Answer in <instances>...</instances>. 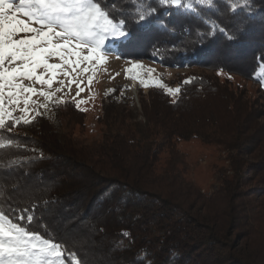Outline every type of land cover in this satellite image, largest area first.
I'll return each instance as SVG.
<instances>
[{
    "label": "trees",
    "instance_id": "obj_1",
    "mask_svg": "<svg viewBox=\"0 0 264 264\" xmlns=\"http://www.w3.org/2000/svg\"><path fill=\"white\" fill-rule=\"evenodd\" d=\"M91 2L127 33L105 49L200 71L139 83V106L115 85L93 136L69 99L55 119H7L0 213L64 264H264V0ZM194 138L228 151L232 172L208 192L178 147Z\"/></svg>",
    "mask_w": 264,
    "mask_h": 264
},
{
    "label": "snow or ice",
    "instance_id": "obj_2",
    "mask_svg": "<svg viewBox=\"0 0 264 264\" xmlns=\"http://www.w3.org/2000/svg\"><path fill=\"white\" fill-rule=\"evenodd\" d=\"M171 3L175 5L180 0ZM109 35L121 37L127 33L91 0H20L19 4L0 0V127L5 125V117L17 124L29 123L25 117L16 120L13 116L15 106L23 104L19 110L28 113L30 101L35 103L32 95L37 89L25 86L23 80L51 87L65 66L75 72L82 64L102 61L100 47ZM51 57L60 63L49 62ZM139 67L132 65V69ZM63 75L70 77L66 69ZM74 82L69 78V84ZM140 83L147 86L143 79ZM77 89L83 91L79 83ZM39 95L52 99V93L43 89ZM61 255L59 244L26 231L0 213V264H52V258Z\"/></svg>",
    "mask_w": 264,
    "mask_h": 264
},
{
    "label": "rangeland",
    "instance_id": "obj_3",
    "mask_svg": "<svg viewBox=\"0 0 264 264\" xmlns=\"http://www.w3.org/2000/svg\"><path fill=\"white\" fill-rule=\"evenodd\" d=\"M13 4H19L20 0H10ZM27 20L26 17H20ZM115 24V23H114ZM117 25V24H116ZM32 26H37L33 24ZM58 30V29H57ZM23 35V34H21ZM28 35H31L29 33ZM121 37L109 35L100 47V55L104 57L102 61H91L88 64H82L80 69L73 72L71 68L65 66V69L70 73V77L63 75L65 69L60 70L57 77L54 79L51 87L48 85H41L34 81L23 80L25 86L31 85L37 89V92L32 95V101L28 105L29 112L23 113L19 109L24 107L23 104L15 106L13 116L16 120L21 117L32 119L42 109L48 117L55 119V113L52 108L53 103L64 99L73 100L76 105L83 110L85 117V128L83 135L93 136L98 133L97 115L100 112L103 99L112 91L115 85H124L121 88L122 97L118 99L121 102L129 103V99H133L139 106L137 87L140 80L143 79L146 85L156 83H170L171 80L184 75L187 79L192 72H199L200 68L187 66H162L159 62L152 59L145 58H122L116 52L118 47L111 50L105 49L106 45L111 46L116 40ZM84 54H87L85 48ZM49 62L60 63V60L55 57L49 58ZM137 64L141 67L132 69V65ZM89 68V71H82L83 68ZM40 71V70H38ZM140 75L137 76L136 74ZM91 77V79H89ZM69 78L75 81L72 84L68 83ZM236 80L242 82L245 88L249 90L250 95H255L256 85L250 82L235 77ZM77 83L83 91L77 89ZM261 88L264 90V79L261 82ZM49 91L52 93V99L46 100L39 95V91ZM59 89V91H57ZM143 92L147 93V86L144 85ZM39 105H46V107H39ZM9 119L5 117V121ZM78 134V132H76ZM5 143V142H4ZM0 144H3L0 142ZM179 149L186 153L188 161V176L195 181L202 191H210V187L217 182V175L221 177L224 174H231L229 159L227 158L228 151H217L214 146L204 145L197 139H189L181 141L178 144ZM47 264V262H46ZM52 264H64L61 256L59 258H52Z\"/></svg>",
    "mask_w": 264,
    "mask_h": 264
}]
</instances>
